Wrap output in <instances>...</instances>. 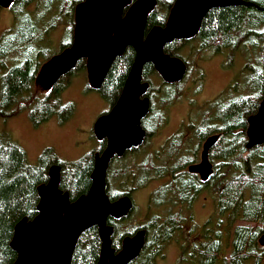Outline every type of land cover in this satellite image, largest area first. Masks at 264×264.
<instances>
[{
    "label": "trees",
    "instance_id": "trees-1",
    "mask_svg": "<svg viewBox=\"0 0 264 264\" xmlns=\"http://www.w3.org/2000/svg\"><path fill=\"white\" fill-rule=\"evenodd\" d=\"M38 1L15 0L9 8L15 16L13 27L0 37V120L6 122L27 110L32 121L39 125L56 114L64 116L72 108V103L62 105L60 100L69 78H61L52 90L45 91L44 97L38 90L40 84L37 81L45 63H41V56L50 51L44 50L42 45H52V34L64 23L65 18L66 33L72 41L63 43L61 47L65 50L74 44L76 8L86 0H43L44 7L32 10L31 5ZM165 1L158 0L157 8L148 19V31L156 26H166L174 0H169V5L162 13ZM243 1L246 5L215 9L207 14L199 32V48L195 50L196 55L228 51L230 58L242 55L247 59L243 69L246 88L237 92L235 88L225 90L214 100L215 108L211 113L216 120L213 128H216L215 133L219 134L220 141L212 155L217 162L214 173L208 182L203 183V186L208 185V189L204 187L203 191L217 194L220 218L216 221L217 232L210 235L213 238L207 245L208 254L217 257L216 264H264V248L259 244L264 233V144L248 148L249 119L258 113L264 100V0ZM183 49V46L175 43L167 51L172 56H179ZM134 60L135 51L130 48L108 73L104 86L94 90L88 85V90L99 91L114 106ZM257 63L263 65L262 73L253 67ZM80 65L87 70L84 62ZM151 68L146 70V75L151 73ZM76 71L74 69L68 75ZM183 84L162 85L160 94L168 102L162 99L165 105L179 100ZM152 96V99L158 98L154 91ZM18 107L20 110L16 109ZM49 150L47 148L42 153L37 166H32L28 163L24 149L7 132H0V264L17 262L19 255L12 246L16 226L24 219L32 221L38 216V189L48 183L49 169L55 165L62 167L60 189L68 192L74 202L88 194L92 185L95 153L104 151L96 149L77 161L64 162L49 156ZM127 170L125 168V176L133 174V170ZM163 174V170H158L156 176L161 177ZM224 219L233 226V238L229 244L232 252L229 254L230 249L226 251L227 244L221 230ZM235 221L241 224L233 225ZM108 222L116 229L113 248L120 252L122 239L133 236L139 227L132 226L120 232L121 222L114 219ZM170 223V217L168 221L166 218L158 219L156 226L167 230L151 233L134 264L157 263L172 234ZM150 224L144 227L153 228ZM101 247L99 229L94 227L81 236L72 264H98ZM208 261L212 264L211 258Z\"/></svg>",
    "mask_w": 264,
    "mask_h": 264
},
{
    "label": "water",
    "instance_id": "water-1",
    "mask_svg": "<svg viewBox=\"0 0 264 264\" xmlns=\"http://www.w3.org/2000/svg\"><path fill=\"white\" fill-rule=\"evenodd\" d=\"M15 0H0V8L9 9ZM243 0H179L173 7L165 27H156L146 35L147 21L158 0H86L75 12L74 44L52 57L42 67L38 83L50 91L61 78L72 72L78 62L87 60L90 87L100 90L115 58L128 47L136 51L123 93L114 108L98 119L95 136L107 140L108 146L94 156L92 185L88 194L72 202L68 192L60 189V165L49 169V181L39 187V214L32 221L24 219L15 229L13 248L18 252L15 264H72L81 236L97 227L101 239L98 264H131L142 254L146 231L123 239L122 250L113 248L115 228L109 219L121 220L133 210L129 198L112 202L107 195L108 170L116 157H123L133 147L139 148L145 139L141 121L149 113L145 96L148 84L143 82L144 67L154 64L167 83L183 81L187 68L180 58L165 55L166 45L195 38L207 14L218 8L239 7ZM129 8L128 16L123 12ZM249 144L252 149L264 144V100L259 111L249 119ZM219 136L210 137L203 147L202 162L190 168L207 182L214 173L209 152ZM264 247V233L259 239Z\"/></svg>",
    "mask_w": 264,
    "mask_h": 264
},
{
    "label": "flooded vegetation",
    "instance_id": "flooded-vegetation-1",
    "mask_svg": "<svg viewBox=\"0 0 264 264\" xmlns=\"http://www.w3.org/2000/svg\"><path fill=\"white\" fill-rule=\"evenodd\" d=\"M136 1L137 0H133V3ZM178 1L179 0H174V2L171 3L169 18L174 5ZM128 12L129 8H126L123 12V18L128 16ZM150 31H148L146 28V35H148ZM198 37L199 33L193 39L174 41L173 43L166 45L163 49L165 55L180 58V60H182L186 65L187 72L182 82L175 84L167 83L152 63L144 67L142 83L148 84V89L146 95L142 96L141 99L148 98L150 103L149 113L141 121V127L145 131V139L143 144L139 148L133 147L128 150L123 157H116L114 159L109 167L107 178V195L109 196L110 200L112 202H116L123 198H129L133 204V210L127 217L115 221L123 222L125 220H131L132 222H134V226H136V228L139 227L136 230L135 234L139 233L140 231H146L145 246L147 239L150 237L152 232L155 233L156 230H159L157 232H163L164 230H167L160 225L156 226L158 219L166 218L168 221V218H171L169 229L172 234L164 245L163 256L161 257H163L164 259L168 248L172 244H177L179 246L178 248L180 256L179 258L175 259V264H210V262L208 261L209 258H211L212 264L217 263V257L213 254L209 255L207 252L208 242L213 238V235L212 237L210 235L217 232V227L214 226L211 219L204 224H201V222H199L198 217L199 213L202 210V206H200L199 208L200 211L198 212V216L196 215L197 203L202 196L204 187L205 189H208V185L203 186V183L205 182L202 181L200 175L190 172V168L202 162L203 147L206 141L212 136H219V134L215 133L216 128H213L216 125V120L214 119V116L209 113L212 109L214 110L215 106L212 105L211 102H209L208 104L207 102L203 104L204 99H202L201 101L196 100L189 103L186 100L189 101L190 99L187 98L186 100L181 99L179 102H173L170 105H165V103L163 102L164 99L160 94L162 85H177L185 83V79L190 75L191 71H193L192 65L190 63L191 60L184 58L181 55L182 52H179V56L170 55V53L167 51L168 47L175 43H178L180 46H183V48L190 47L193 54L195 50L199 48ZM130 48L134 49L133 47H128L125 52ZM61 50L63 52L64 49L61 48ZM207 53L214 58H217L219 56L222 58L213 59L214 63L223 60L225 57H230L228 51H210L206 52V55ZM123 55L115 58L112 65L108 69L106 78L108 76V73L115 67L118 61H120ZM200 59L198 60V62H196L197 68H207V65H203V63L200 66ZM47 62L48 61H46L44 65ZM81 62H84L87 67V60L83 59L78 62L76 68L80 66ZM150 67H152L153 69L151 68V73L149 75H146L145 72L147 69H150ZM40 70L42 71V69ZM204 72H206V69L200 71L199 73L200 78L198 80L201 82H203L206 78ZM156 77H159L161 79V83H158ZM106 78L104 79L101 88L104 86ZM154 85L158 86L155 87ZM39 86L41 87V85ZM227 88H225L224 90H226ZM153 91L158 94V98L154 97V99H152ZM118 101L115 105H117ZM164 101L166 102V100ZM114 106H112L110 110H108L104 115L109 114ZM16 109L20 110L19 107ZM181 111L184 112L180 118L182 122L173 124V122L171 121L172 115L177 114ZM164 129L166 130L164 131ZM219 141L220 136L218 142ZM217 144L215 145V147L217 146ZM107 146L108 141L101 140L99 141V147L97 148V150H106ZM215 147L212 148L209 152V161L212 164L213 169L216 163L212 156ZM131 159L134 160L131 164H129V160ZM125 168H128L127 171L133 170V174L129 173L128 176H125ZM158 170L164 171V174L161 177L156 176ZM111 174H113V177H111ZM178 175L179 177H176ZM178 185L181 186V188L178 187ZM149 187H152L151 190L145 192L147 194L145 201L146 206L148 205V210L146 209V212L143 215L146 216L145 218H147V220L143 221L142 223L144 224H142L138 222L136 216L138 212V206H136V203L138 202L135 198V194L138 191H146V189H148ZM154 210L162 211L163 213L161 214L155 212ZM140 211H142L141 207ZM151 212L153 213L151 214ZM148 224L152 225L153 228L146 229L144 226H147ZM134 262H132L131 264H134Z\"/></svg>",
    "mask_w": 264,
    "mask_h": 264
},
{
    "label": "rangeland",
    "instance_id": "rangeland-1",
    "mask_svg": "<svg viewBox=\"0 0 264 264\" xmlns=\"http://www.w3.org/2000/svg\"><path fill=\"white\" fill-rule=\"evenodd\" d=\"M168 5L169 0H166L164 2L162 13H164V10ZM42 7H44L43 0L31 5V9L34 11L39 10ZM14 20V13L10 9L0 10V37L6 30L13 27L12 24ZM66 26L67 18L64 19V23L57 27L56 31L52 34V45H42L44 50H50L47 54L44 53L43 57L41 56L40 60L42 61V64L47 61V56L51 58L52 56L61 53V46L63 43L72 41L66 33ZM191 50L192 49L190 47H184L183 52L181 53L184 58L191 60L190 63L193 71H191L190 75L184 81L185 83L179 91L181 96L177 102L181 99L186 100V98L190 99L189 101L186 100L189 103L204 99L203 104L211 102L213 105L214 100L225 91V88H235V92L246 88L243 71L244 67L247 65V59L245 57L242 55H235L231 58L225 57L223 60L214 63L213 59L222 58L220 56L214 58L208 53L207 55L206 53H202L199 54L201 55L199 56L196 55L195 52L192 54ZM199 59L200 66L203 63V65H207V68H197L196 62H198ZM257 60H259L260 63V57H258ZM81 66L82 65L76 68L77 71L75 74L71 73L73 75H67L66 79L69 78L68 85L60 96L62 105L72 103V108H70V111L67 114L64 116L56 114L49 120L39 125H36L32 121L28 114L29 111L27 110L21 112L19 115L11 118L7 122L3 119L0 120V132H7L12 139L24 149L30 165L37 166L40 156L47 150V148H50L49 156H55L64 162H74L99 147V140L94 135L95 125L98 119L107 113L112 106L110 101L106 100L99 91L88 90V85H90L88 71H85L83 66ZM253 67L262 73L263 65H259L257 63L253 64ZM246 68L250 69L248 67ZM204 69H206V72H204L206 78L203 82H201L198 80L200 78L199 73ZM156 78L158 83H161V79L159 77ZM154 86L157 87L158 85ZM38 90L41 96L44 97L45 91L41 89V87H38ZM212 112L213 109L210 113ZM183 113L184 112L181 111L172 115L171 121L173 124L182 122L180 118ZM165 130L166 129H164V131ZM133 160L134 159L129 160V164H131ZM151 188L152 187H149L146 191H138L135 194V198L139 203H136V206H138L136 216L138 222L140 223L147 220V218H145L146 216H143L146 209L148 210V205L146 206L145 201L147 194L145 192L151 190ZM200 206H202V210L199 213V222L204 224L211 219L214 226H216V221L220 218L217 208V194L204 190L197 203V216L200 211ZM140 207L142 211H140ZM154 211L161 214L163 213L162 211ZM152 213L153 212H151V214ZM224 221L225 224L222 225L221 230L227 244L226 251H228L230 249L229 244H231L233 238L231 233L233 232V226L228 223L227 219H224ZM235 223L236 221L233 225H235ZM121 224L122 227L120 228V232L124 230L127 231L134 226V222L131 220H125L121 222ZM236 224H241V222L238 221ZM178 247L179 246L177 244H172L168 248L164 259L163 257H160L156 264H175V259L180 256ZM230 252H232V248L228 251V254ZM224 257H226V254Z\"/></svg>",
    "mask_w": 264,
    "mask_h": 264
},
{
    "label": "bare ground",
    "instance_id": "bare-ground-1",
    "mask_svg": "<svg viewBox=\"0 0 264 264\" xmlns=\"http://www.w3.org/2000/svg\"><path fill=\"white\" fill-rule=\"evenodd\" d=\"M80 4H81V3H80ZM80 4H79V5H80ZM245 5H246V4H245ZM248 6H249V5H248ZM42 76H43V74H42V72H41L40 78H42Z\"/></svg>",
    "mask_w": 264,
    "mask_h": 264
}]
</instances>
